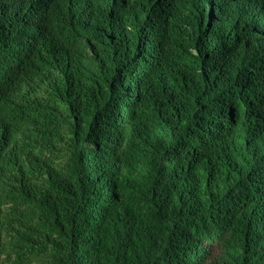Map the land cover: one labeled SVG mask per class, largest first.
I'll return each mask as SVG.
<instances>
[{
    "label": "trees",
    "instance_id": "obj_1",
    "mask_svg": "<svg viewBox=\"0 0 264 264\" xmlns=\"http://www.w3.org/2000/svg\"><path fill=\"white\" fill-rule=\"evenodd\" d=\"M0 264H264V0H0Z\"/></svg>",
    "mask_w": 264,
    "mask_h": 264
}]
</instances>
